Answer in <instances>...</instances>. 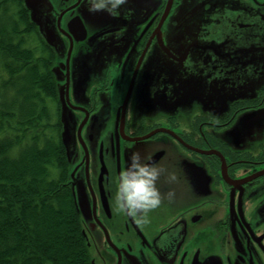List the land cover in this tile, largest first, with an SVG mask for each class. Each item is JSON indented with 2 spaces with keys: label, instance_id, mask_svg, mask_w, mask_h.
<instances>
[{
  "label": "flooded vegetation",
  "instance_id": "flooded-vegetation-1",
  "mask_svg": "<svg viewBox=\"0 0 264 264\" xmlns=\"http://www.w3.org/2000/svg\"><path fill=\"white\" fill-rule=\"evenodd\" d=\"M34 8L91 263L264 264V0ZM137 150L179 176L148 223L113 201Z\"/></svg>",
  "mask_w": 264,
  "mask_h": 264
},
{
  "label": "trees",
  "instance_id": "trees-1",
  "mask_svg": "<svg viewBox=\"0 0 264 264\" xmlns=\"http://www.w3.org/2000/svg\"><path fill=\"white\" fill-rule=\"evenodd\" d=\"M48 46L24 0H0V264H92Z\"/></svg>",
  "mask_w": 264,
  "mask_h": 264
},
{
  "label": "clouds",
  "instance_id": "clouds-1",
  "mask_svg": "<svg viewBox=\"0 0 264 264\" xmlns=\"http://www.w3.org/2000/svg\"><path fill=\"white\" fill-rule=\"evenodd\" d=\"M126 0H88L90 11L105 10L112 15L118 13L120 5ZM128 165L119 173V183L114 192L113 201L116 210L133 217L137 223H148L151 210L161 205L165 198L175 196V190L169 188L162 192L159 182L163 180L174 184L179 180L178 174L162 168L150 156H141L139 150L133 151Z\"/></svg>",
  "mask_w": 264,
  "mask_h": 264
},
{
  "label": "water",
  "instance_id": "water-1",
  "mask_svg": "<svg viewBox=\"0 0 264 264\" xmlns=\"http://www.w3.org/2000/svg\"><path fill=\"white\" fill-rule=\"evenodd\" d=\"M37 1L38 0H24L25 5L27 6V8L30 11L31 20L33 22L40 24V28H41L42 32H45L43 29V26L41 27L42 23H40V20L36 17V10L34 8V3H36ZM46 37H47V40L50 44H54L52 38L49 35H46ZM65 109H66L65 105L62 104L61 120H62V123L64 126L63 130H62V139H63L64 145L66 147L68 159H70L72 149H71V142H70V138H69V126H68L67 122L65 121ZM77 208H78V205H77ZM78 210H79V208H78ZM92 264H94V262H92Z\"/></svg>",
  "mask_w": 264,
  "mask_h": 264
}]
</instances>
